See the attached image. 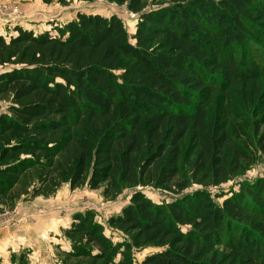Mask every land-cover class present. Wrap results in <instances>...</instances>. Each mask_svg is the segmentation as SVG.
Listing matches in <instances>:
<instances>
[{
    "label": "trees",
    "instance_id": "16d2710c",
    "mask_svg": "<svg viewBox=\"0 0 264 264\" xmlns=\"http://www.w3.org/2000/svg\"><path fill=\"white\" fill-rule=\"evenodd\" d=\"M106 1L138 15L133 35L115 16L78 13L0 36V198H49L63 185L104 187L110 199L139 186L217 187L264 156V0H175L149 12L143 0ZM217 94L226 105L216 114ZM95 216L75 213L63 229L74 258L111 264L156 247L141 264H264V179L221 205L206 191L166 204L135 192L108 219L125 243Z\"/></svg>",
    "mask_w": 264,
    "mask_h": 264
},
{
    "label": "rangeland",
    "instance_id": "374dc122",
    "mask_svg": "<svg viewBox=\"0 0 264 264\" xmlns=\"http://www.w3.org/2000/svg\"><path fill=\"white\" fill-rule=\"evenodd\" d=\"M174 1L143 0L144 12L168 7ZM78 13L115 16L122 21L129 35L135 33L138 15L130 13L125 4L106 0H94L90 3L66 0L63 3L54 1L50 4H44L42 0H0V36L7 39L15 35L13 29L18 26L39 34L49 30L50 25H63L74 19ZM249 44L258 48L251 40ZM263 47L261 45L258 50L264 51ZM243 52L244 50H239L238 58H249L247 52ZM126 61L123 59L124 63ZM256 85L260 89L261 106L258 112L261 113L264 111V74L258 76ZM234 89L235 87L230 88L229 92ZM217 96L210 105V112L216 114L218 110L223 112L226 105ZM230 101V106L226 109L233 117L240 109L236 106L233 94ZM6 104V99L0 102V112L5 109ZM263 116L257 117V120H262ZM253 119L250 118L251 121ZM258 125L260 133L264 134V122H258ZM247 134L256 140L253 132L249 131ZM259 179H264V156H259L254 165L217 187L205 188L191 184L184 189L167 191L153 186H139L125 188L115 199L103 194L104 187L91 191L83 186L71 191L67 185H63L49 198L38 196L13 200L12 195H5L0 198V264H105L103 261L77 259L71 255V247L62 231L70 226L73 214L89 210L95 212V221L102 227L104 236L112 243H125L128 242V236L111 229L108 219L118 214L135 192L142 193L155 204H166L196 192L206 191L214 202L221 205L224 199L239 193L244 185L254 184ZM159 250L161 249L156 247L131 248L125 258L118 254L111 264H141L147 255Z\"/></svg>",
    "mask_w": 264,
    "mask_h": 264
}]
</instances>
